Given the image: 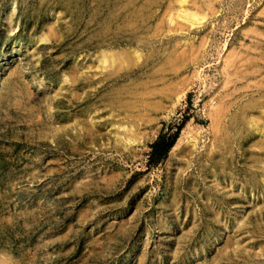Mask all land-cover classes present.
<instances>
[{"label":"rangeland","instance_id":"374dc122","mask_svg":"<svg viewBox=\"0 0 264 264\" xmlns=\"http://www.w3.org/2000/svg\"><path fill=\"white\" fill-rule=\"evenodd\" d=\"M263 147L264 0H0V264H264Z\"/></svg>","mask_w":264,"mask_h":264},{"label":"bare ground","instance_id":"6f19581e","mask_svg":"<svg viewBox=\"0 0 264 264\" xmlns=\"http://www.w3.org/2000/svg\"><path fill=\"white\" fill-rule=\"evenodd\" d=\"M164 1H165V0H164ZM186 1H187V0H184V3H185ZM195 1H197V0H195ZM138 2H139V1H138ZM179 2H180V1H179ZM140 3H141V2H140ZM146 3H147V2H146ZM154 3H156V2H154ZM177 3H178V2H177ZM187 3H188V2H187ZM152 4H153V3H152ZM170 4H171V3H170ZM192 4H193V3H192ZM133 5H134V4H133ZM136 5H137V4H136ZM138 5H139V4H138ZM139 6H140V5H139ZM193 6H194V5H193ZM195 6H196V5H195ZM196 8H197V6H196ZM185 10H187V9H185ZM202 10H203V9H202ZM180 12H181V11H180ZM177 13H178V12H177ZM196 14H197V13H196ZM196 14H194V13H192V12H191V13H188V12L183 11V12H182V17H183V19H184L186 22L192 23V25H193V24H194L193 22H195V23H196V22H200L201 19H203V18H200L201 16L199 17V16L196 15ZM176 15H177V14H176ZM203 17H204V16H203ZM169 18H170V17H169ZM180 19H181V18H180ZM169 20H170V19H169ZM172 20H174V18H173ZM175 20H176V17H175ZM177 21H178V19H177ZM177 21H176V22H177ZM181 21H182V20H181ZM203 21H204V19H203ZM203 21H202V22H203ZM171 25H172V24H171ZM195 25H196V24H195ZM176 26H177V25H176ZM187 27H188V26H186V28H187ZM178 47H179V46H178ZM123 50H124V49H123ZM124 51H127V50H124ZM129 51H130V50H129ZM116 52H117V51H116ZM122 52H123V51H122ZM122 52L120 51V53H122ZM127 52H128V51H127ZM134 52H135V51H134ZM124 53H126V52H124ZM124 53H123V54H124ZM132 53H133V51H132ZM137 53H138V52H137ZM108 54H109V53H108ZM113 54H115V52H113ZM117 54H118V53H117ZM117 54H116V55H117ZM128 54H130V53H128ZM128 54L126 53V55L124 54V56H122L123 58L121 59V61H122L121 63L123 64V67H124V63L130 61V57L128 56ZM116 55H115V56H116ZM132 55H133V54H132ZM120 56H121V54L119 55V57H120ZM137 56L140 57L139 54H137ZM103 57H104V56H103ZM105 57H107V56H105ZM112 57H113V55L111 56V58H112ZM113 58H114V57H113ZM116 58H118V56H117ZM102 59H103V58H102ZM108 59H109V56H108ZM108 59H107V58L103 59L104 62H105V64L108 63V62H107ZM114 59H115V58H114ZM139 59H140V58H139ZM139 59H138V60H139ZM141 59H142V58H141ZM100 60H101V57H100ZM116 60H117V59H116ZM111 61H112V60H111ZM113 61H114V60H113ZM143 61H144V60H143ZM101 62H102V61H101ZM109 62H110V61H109ZM115 62H116V61H115ZM138 62H140V61H138ZM118 63H119V62H118ZM135 63H136V61H135ZM100 64H101V63H100ZM111 64H112V63H111ZM111 64H106V65H111ZM125 65H126V64H125ZM129 65H130V64H129ZM131 65H132V64H131ZM131 65H130V66H131ZM136 65H137V64H136ZM101 66H103V65H100V67H101ZM105 67H106V66H105ZM108 67L110 68V66H108ZM132 67H133V66H132ZM102 68H103V67H102ZM113 68H114V67H113ZM117 68L119 69V66H118ZM117 68H116V69H117ZM125 68H126V66H125ZM103 69H104V68H103ZM122 69H123V68H122ZM126 69H127V68H126ZM114 70H115V69H114ZM129 70H131V69H129ZM126 71H127V70H126ZM108 72H109V71H108ZM119 72H120V71H119ZM119 72H118V75H119ZM110 73H111V72H110ZM110 73H109V77H110V75H111ZM120 74H121V73H120ZM255 74H256V73H255ZM255 74H254V75H255ZM103 76H104V75H103ZM112 76H113V75H112ZM115 76H116V75H115ZM119 76H120V75H119ZM100 78H101V77H100ZM103 78H105V77H103ZM107 78H108V77H107ZM112 78H114V77H112ZM117 79H118V78H117ZM103 80H104V79H103ZM105 80H106V79H105ZM129 90H130V89H129ZM181 90H184V89H181ZM176 91H178V90H176ZM126 92H127V91H126ZM161 92H162V91H161ZM182 92H183V91H182ZM184 92H185V91H184ZM184 92H183V94H184ZM127 93H128V92H127ZM147 93H148V92H147ZM175 93H177V92H175ZM139 94H141V93H139ZM159 94H161V93H159ZM172 94H173V93H172ZM120 95H121V93H120ZM166 95H167V93H166ZM166 95H165V96H166ZM174 95H175V94H174ZM129 96H130V95H129ZM132 96H133V95H131V97H132ZM134 96H136L135 93H134ZM140 96H141V95H140ZM143 96H144V95H143ZM143 96H142V97H143ZM121 97H122V95H121ZM167 97H169V95H168ZM143 98H144V97H143ZM143 98H142V99H143ZM164 98H165V97H164ZM177 98H178V99L182 98V95L179 94V95L177 96ZM170 99H171V98H170ZM111 101H112V99H111ZM117 101H118V100H116V102H117ZM161 101H162V100H161ZM147 102H148V101H147ZM113 103H115V102H113ZM137 103H138V102H137ZM176 103H177V102H176ZM255 103H256V102H255ZM132 104H133V103H132ZM155 104H156V103H155ZM174 104H175V103H174ZM253 104H254V102H253ZM143 105H144V103H143ZM143 105H142V106H143ZM157 105H158V104H157ZM254 105H255V104H254ZM125 106H126V105H125ZM137 106H138V105H137ZM140 106H141V105H140ZM144 106H145V105H144ZM148 106H149V104H148ZM151 106H153V105H151ZM155 106H156V105H155ZM173 106H175V105H173ZM120 107H121V106H120ZM134 107H136V106H134ZM149 107H150V106H149ZM132 108H133V107H132ZM143 108H144V107H143ZM121 109H122V108H121ZM140 109H141V107H140ZM145 109H146V108H145ZM128 110H129V109H128ZM131 110H132V109H131ZM138 110H139V109H138ZM149 110H150V109H149ZM174 110H175V108H174ZM221 110H223V109H221ZM154 111H155V110H154ZM219 111H220V110H219ZM219 111H218V112H219ZM138 112H139V111H138ZM141 112H142V110H141ZM148 112H149V111H148ZM156 112H157V111H156ZM237 112H238V111H237ZM150 114H151V113H150ZM150 114L148 113V115H150ZM216 114H217V113H216ZM218 114H219V113H218ZM218 114H217V115H218ZM217 115H216V116H217ZM136 116H137V115H136ZM136 116H135V117H136ZM141 116H143V115H141ZM214 116H215V115H214ZM241 116H242V115H241ZM250 116H251V115H250ZM144 117H146V116H144ZM252 117H253V116H252ZM137 118H138V117H137ZM152 118H153V117H152ZM214 118H216V117H214ZM214 118H213V119H214ZM240 118H242V117H240ZM215 120H216V119H215ZM253 120H255V118H254ZM245 121H246V120H245ZM252 123H253V122H252ZM242 124H243V123H242ZM136 125H137V124H136ZM218 128H219V127H218ZM119 129H120V128H119ZM215 129H216V128H215ZM262 129H263V128H262ZM217 130H218V129H217ZM229 131H230V130H229ZM128 132H129V131H128ZM132 132H133V130H132ZM135 132H136V131H135ZM218 132H219V134H220V129H219ZM256 132H257V131H256ZM124 133H125V132H124ZM133 133H134V132H133ZM257 133H258V132H257ZM261 133H262V131H261ZM214 134H215V133H214ZM130 135H131V134H130ZM216 135H217V134H216ZM121 136H122V135H121ZM123 137H124V136H123ZM127 139H128V138H127ZM131 139H132V138H131ZM226 140H227V139H226ZM180 141H181V140H180ZM180 141H179V142H180ZM238 141H239V140H238ZM240 141H241V140H240ZM226 142H227V141H226ZM127 143H128V142H127ZM181 143H182V142H181ZM181 143H180V144H181ZM221 143L223 144L222 141H221ZM221 143H220V144H221ZM225 145H226V144H225ZM217 146H219V144H218ZM217 146H216V147H217ZM220 146H222V145H220ZM234 146H235V145H234ZM223 147H224V146H223ZM259 147H261V146H259ZM172 148H173V147H172ZM219 148H220V147H219ZM263 148H264V147H263ZM213 149H214V148H213ZM216 149L218 150V148H216ZM221 149H222V148H221ZM233 149H234V148H233ZM173 150H174V149H173ZM234 151H235V150H234ZM178 152H179V151H178ZM221 152H222V151H221ZM228 152H230V151H228ZM211 153H212V152H211ZM223 153H224V152H223ZM228 156H229V155H228ZM222 158H223V157H222ZM232 158H233V156H232ZM217 160H218V159H217ZM230 160L232 161V159H230ZM259 160H260V159H259ZM220 161H221V160H220ZM220 163H221V162H220ZM224 163H225V162H224ZM226 164H227V163H226ZM221 165H222V164H221ZM235 256H236V255H235ZM237 257H238V256H237Z\"/></svg>","mask_w":264,"mask_h":264},{"label":"trees","instance_id":"16d2710c","mask_svg":"<svg viewBox=\"0 0 264 264\" xmlns=\"http://www.w3.org/2000/svg\"><path fill=\"white\" fill-rule=\"evenodd\" d=\"M182 125V123H177L175 131L166 130L165 127L162 129L156 140L151 144L150 164H159L167 157L179 136Z\"/></svg>","mask_w":264,"mask_h":264}]
</instances>
